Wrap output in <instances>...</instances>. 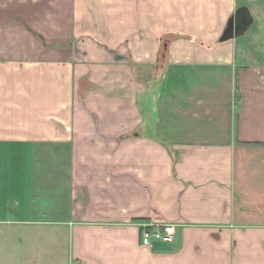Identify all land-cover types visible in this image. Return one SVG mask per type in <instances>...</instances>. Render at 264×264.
Listing matches in <instances>:
<instances>
[{
  "label": "crops",
  "instance_id": "obj_1",
  "mask_svg": "<svg viewBox=\"0 0 264 264\" xmlns=\"http://www.w3.org/2000/svg\"><path fill=\"white\" fill-rule=\"evenodd\" d=\"M0 264H264V0H0Z\"/></svg>",
  "mask_w": 264,
  "mask_h": 264
},
{
  "label": "water",
  "instance_id": "obj_2",
  "mask_svg": "<svg viewBox=\"0 0 264 264\" xmlns=\"http://www.w3.org/2000/svg\"><path fill=\"white\" fill-rule=\"evenodd\" d=\"M253 20L248 8L239 7L228 19L226 27L219 38V42H226L243 36L252 25Z\"/></svg>",
  "mask_w": 264,
  "mask_h": 264
},
{
  "label": "built area",
  "instance_id": "obj_3",
  "mask_svg": "<svg viewBox=\"0 0 264 264\" xmlns=\"http://www.w3.org/2000/svg\"><path fill=\"white\" fill-rule=\"evenodd\" d=\"M174 238L173 226L148 227L141 233V242L143 245H148L151 240H158L166 243H171Z\"/></svg>",
  "mask_w": 264,
  "mask_h": 264
},
{
  "label": "rangeland",
  "instance_id": "obj_4",
  "mask_svg": "<svg viewBox=\"0 0 264 264\" xmlns=\"http://www.w3.org/2000/svg\"><path fill=\"white\" fill-rule=\"evenodd\" d=\"M252 27H250L248 30H247V32L245 33V34H248L249 32H250V29H251ZM161 51H163V44L161 45ZM144 111V116L145 117H147V115H146V109H144L143 110ZM145 129H146V131H148L149 130V128H148V126L147 125H145Z\"/></svg>",
  "mask_w": 264,
  "mask_h": 264
},
{
  "label": "trees",
  "instance_id": "obj_5",
  "mask_svg": "<svg viewBox=\"0 0 264 264\" xmlns=\"http://www.w3.org/2000/svg\"><path fill=\"white\" fill-rule=\"evenodd\" d=\"M167 43H168V39H167V38L162 39V44H163V46H166ZM162 53H163V51L160 50V55H161Z\"/></svg>",
  "mask_w": 264,
  "mask_h": 264
}]
</instances>
